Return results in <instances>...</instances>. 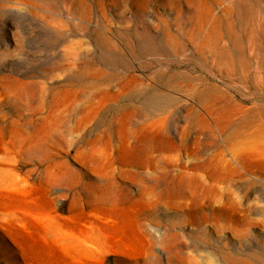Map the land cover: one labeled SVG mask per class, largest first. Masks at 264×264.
<instances>
[{"label":"rangeland","instance_id":"374dc122","mask_svg":"<svg viewBox=\"0 0 264 264\" xmlns=\"http://www.w3.org/2000/svg\"><path fill=\"white\" fill-rule=\"evenodd\" d=\"M256 128L264 0H0V264H264L262 151L226 152L241 233L194 199L138 215L133 174Z\"/></svg>","mask_w":264,"mask_h":264},{"label":"bare ground","instance_id":"6f19581e","mask_svg":"<svg viewBox=\"0 0 264 264\" xmlns=\"http://www.w3.org/2000/svg\"><path fill=\"white\" fill-rule=\"evenodd\" d=\"M239 134L240 139L236 142H232L231 135L227 136L229 141L225 145L226 151H218L217 155L219 158L216 161H212L213 159L210 155V157L208 156L205 159H202L198 154L195 156L198 150L189 151L187 145L182 141L175 142L172 151L167 148L157 150V148L151 147L148 151L145 149L146 152H141L143 154L137 159L143 169L133 174L137 176L138 183H140L138 203L144 206L149 205L150 210L148 213L137 211V214H143L146 217L156 219V211L161 204L164 206L174 205L183 209V206H186L188 203L192 204L195 200L202 205L207 204L210 206V212L201 211L202 218H211L216 224L221 223L218 226L222 229L240 227L242 230L238 232L246 231L254 222L247 213L252 207V201H249L247 207H244V200L237 198L231 189L230 179L232 177L225 175L224 171L234 169V165L230 159L226 158V152H228L233 160L237 158L239 153L249 152V150L262 151L264 153V129L256 128V130L250 132L246 130V132ZM183 151H187L189 153L188 156L193 158L189 161H182L181 154ZM146 153L150 154V159L144 158ZM242 157H244V154ZM138 161L136 162L137 164ZM172 167L176 168L173 169ZM219 168L221 169L222 176L216 173V170ZM151 170H154V172H151ZM261 173L264 177V169ZM146 197L149 199H145L144 201ZM201 207L191 208L190 206L188 211L196 212L201 210ZM240 211L242 213L236 215V212L239 213ZM195 215L198 217V214Z\"/></svg>","mask_w":264,"mask_h":264}]
</instances>
